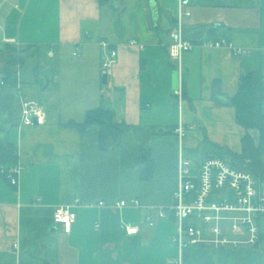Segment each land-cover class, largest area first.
<instances>
[{
	"label": "crops",
	"instance_id": "0c3cea01",
	"mask_svg": "<svg viewBox=\"0 0 264 264\" xmlns=\"http://www.w3.org/2000/svg\"><path fill=\"white\" fill-rule=\"evenodd\" d=\"M178 4L0 0V81L10 56L28 52L17 70L21 103L36 101L47 110L45 124L9 132L22 172L18 187L0 175V264H178L175 223L160 215L178 185L181 145L171 135L182 122V153L195 167L227 150L242 153L247 133L259 142V130L240 125L234 107L215 102L213 83L233 97L243 74L264 72V0H190L185 36L195 47L183 55L182 80L168 53L170 30L159 25L161 15L175 24ZM211 27L217 37L208 35ZM210 39L233 47L205 45ZM102 41L118 51L108 84ZM233 48L250 52L236 56ZM99 107L125 124L114 151L100 148L97 130L74 126ZM147 145L155 169L143 180L139 157ZM132 198L140 207L112 206ZM67 205L76 214L70 233L53 219ZM123 223L139 232L128 234ZM260 227L258 247H188L183 264H264V216Z\"/></svg>",
	"mask_w": 264,
	"mask_h": 264
},
{
	"label": "built area",
	"instance_id": "2783aa9c",
	"mask_svg": "<svg viewBox=\"0 0 264 264\" xmlns=\"http://www.w3.org/2000/svg\"><path fill=\"white\" fill-rule=\"evenodd\" d=\"M192 15L190 0H179L175 24L170 28L171 43L168 53L182 80L183 55L192 50L195 43L185 36L186 17ZM131 44H137L132 41ZM210 47H233L231 42L210 39L204 42ZM101 45L107 49L103 63L104 73H113L118 51L106 41ZM236 56L250 52L246 48H233ZM52 54V53H51ZM3 84V82H1ZM178 105L183 102V81L175 90ZM47 110L39 102L24 101L21 106L20 125L35 126L45 124ZM186 128L181 122L175 128V135L181 145L178 170V185L173 193V204L161 210V217L172 218L175 223V243L183 264V252L188 247L197 248H240L254 247L261 234L260 220L264 216V178L255 175L249 169L235 166L220 156H207L200 166L186 159L182 153ZM4 171V169H2ZM22 166L17 164L7 170V176L13 186H19ZM79 202V199L75 201ZM101 205L104 203L101 202ZM137 198L122 199L112 204L115 208L126 206L140 207ZM72 206H60L55 209L53 219L61 224L66 233H70L76 214ZM128 234L139 232L138 226L123 223ZM19 242L14 248H19Z\"/></svg>",
	"mask_w": 264,
	"mask_h": 264
},
{
	"label": "trees",
	"instance_id": "16d2710c",
	"mask_svg": "<svg viewBox=\"0 0 264 264\" xmlns=\"http://www.w3.org/2000/svg\"><path fill=\"white\" fill-rule=\"evenodd\" d=\"M106 2L109 0H101ZM218 28L208 29V35L217 37ZM11 55L8 59L9 68L4 72L0 81V175L10 182L7 170L18 164L17 148L9 139V132L20 124L21 99L18 87V66L24 63L28 56ZM34 53V52H33ZM31 53V54H33ZM35 54V53H34ZM3 82V84L1 83ZM213 99L219 105L232 106L236 110L237 122L247 130L258 129L259 142L256 143L250 133L242 139V153L227 150L226 156H221L235 166L249 169L255 175L264 178L262 172V158L264 156V72L262 69L243 74L239 80L238 92L233 96H227L221 90L219 81L213 83ZM115 112L109 108L99 107L88 111L83 123H75L74 126L81 131L90 128L97 130L100 135V148L102 150H116L120 144L125 130V124L114 121ZM139 161L141 178L150 180L154 175L155 160L149 145L142 146ZM4 169V171H2Z\"/></svg>",
	"mask_w": 264,
	"mask_h": 264
},
{
	"label": "water",
	"instance_id": "95a60500",
	"mask_svg": "<svg viewBox=\"0 0 264 264\" xmlns=\"http://www.w3.org/2000/svg\"><path fill=\"white\" fill-rule=\"evenodd\" d=\"M156 17H158V16H156ZM159 25H160V28L164 31H169L171 28L170 20L167 17H165L164 15H161V21H160ZM108 80H109V75L107 73H104L102 76L103 84H108ZM254 247H258V244H256Z\"/></svg>",
	"mask_w": 264,
	"mask_h": 264
},
{
	"label": "rangeland",
	"instance_id": "374dc122",
	"mask_svg": "<svg viewBox=\"0 0 264 264\" xmlns=\"http://www.w3.org/2000/svg\"><path fill=\"white\" fill-rule=\"evenodd\" d=\"M168 137H170V135H168ZM171 137H173L174 138V140L177 142V144H178V139H177V136L174 134L173 136L171 135ZM179 145V144H178Z\"/></svg>",
	"mask_w": 264,
	"mask_h": 264
}]
</instances>
